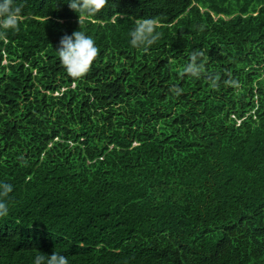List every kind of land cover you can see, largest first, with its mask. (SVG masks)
Instances as JSON below:
<instances>
[{
  "label": "trees",
  "instance_id": "16d2710c",
  "mask_svg": "<svg viewBox=\"0 0 264 264\" xmlns=\"http://www.w3.org/2000/svg\"><path fill=\"white\" fill-rule=\"evenodd\" d=\"M67 3L16 0L0 36V264H264V0H108L80 24ZM79 29L99 54L74 78L56 50Z\"/></svg>",
  "mask_w": 264,
  "mask_h": 264
},
{
  "label": "clouds",
  "instance_id": "9594fccd",
  "mask_svg": "<svg viewBox=\"0 0 264 264\" xmlns=\"http://www.w3.org/2000/svg\"><path fill=\"white\" fill-rule=\"evenodd\" d=\"M16 0H0V36L5 35L6 30L15 29L20 21L21 8L14 6ZM108 0H69L70 9L79 12L80 16H94L103 9ZM158 20L156 18H141L135 21L134 28L130 31V43L134 47H144L155 43L160 33L157 31ZM59 60L67 73L79 78L84 76L91 69L94 61L98 57L99 49L94 39L84 31L78 30L71 35H64L59 41L56 50ZM203 65L196 62V56L186 66L185 72L193 76H198ZM13 192V185L0 182V219L9 215V206L6 198ZM34 264H69L68 258L64 255L54 253L47 259L43 255H37Z\"/></svg>",
  "mask_w": 264,
  "mask_h": 264
},
{
  "label": "rangeland",
  "instance_id": "374dc122",
  "mask_svg": "<svg viewBox=\"0 0 264 264\" xmlns=\"http://www.w3.org/2000/svg\"><path fill=\"white\" fill-rule=\"evenodd\" d=\"M4 64H7V62H4Z\"/></svg>",
  "mask_w": 264,
  "mask_h": 264
}]
</instances>
